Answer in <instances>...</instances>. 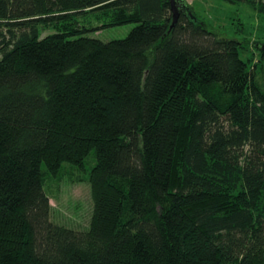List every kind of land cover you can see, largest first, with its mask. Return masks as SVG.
<instances>
[{
    "label": "trees",
    "instance_id": "obj_1",
    "mask_svg": "<svg viewBox=\"0 0 264 264\" xmlns=\"http://www.w3.org/2000/svg\"><path fill=\"white\" fill-rule=\"evenodd\" d=\"M184 3L0 0V264H264V43ZM63 175L86 230L50 222Z\"/></svg>",
    "mask_w": 264,
    "mask_h": 264
},
{
    "label": "rangeland",
    "instance_id": "obj_2",
    "mask_svg": "<svg viewBox=\"0 0 264 264\" xmlns=\"http://www.w3.org/2000/svg\"><path fill=\"white\" fill-rule=\"evenodd\" d=\"M184 1L210 30L217 31L227 38L247 41V50L241 52L240 58L245 61L252 53L254 62H257L258 56L255 51L257 46L253 45L264 43V15L243 3L229 4L220 0ZM133 27V24H129L108 28L98 33H91L88 37L104 43L123 40ZM262 70L264 72V65ZM256 79L261 90L264 91V73L256 74ZM73 180L63 175L58 181H51L47 185L46 191L51 207L50 222L59 226L86 230L92 214L90 187L84 181Z\"/></svg>",
    "mask_w": 264,
    "mask_h": 264
},
{
    "label": "water",
    "instance_id": "obj_3",
    "mask_svg": "<svg viewBox=\"0 0 264 264\" xmlns=\"http://www.w3.org/2000/svg\"><path fill=\"white\" fill-rule=\"evenodd\" d=\"M170 10L172 13L171 28L176 24L178 17L181 13L187 12L190 14V10L182 0H169Z\"/></svg>",
    "mask_w": 264,
    "mask_h": 264
},
{
    "label": "bare ground",
    "instance_id": "obj_4",
    "mask_svg": "<svg viewBox=\"0 0 264 264\" xmlns=\"http://www.w3.org/2000/svg\"><path fill=\"white\" fill-rule=\"evenodd\" d=\"M184 2V1H183ZM185 4V3H184Z\"/></svg>",
    "mask_w": 264,
    "mask_h": 264
}]
</instances>
